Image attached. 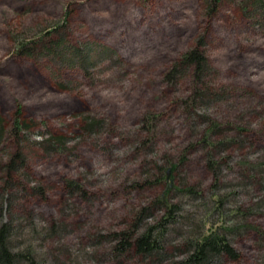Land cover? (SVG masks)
I'll use <instances>...</instances> for the list:
<instances>
[{"label":"rangeland","instance_id":"obj_1","mask_svg":"<svg viewBox=\"0 0 264 264\" xmlns=\"http://www.w3.org/2000/svg\"><path fill=\"white\" fill-rule=\"evenodd\" d=\"M204 4L0 0V116L9 137L18 118L28 126L27 133L12 135L0 147V187L3 165L22 150L31 196L23 202L14 192L12 202L23 204L39 226L58 222L67 227L64 238L47 243L60 258L76 257L78 264H151L134 255L116 257L111 243L94 244L101 236L131 228L144 207L150 206L155 218L144 219L143 227L162 217L154 208L170 163L177 166L178 186H193L203 194L190 203L172 194L198 220L213 209L216 188L230 194L227 210L255 208L247 222L264 232L263 177L252 179L244 166L264 160V29L242 18L234 6L210 18ZM65 15L64 39L88 45L91 55L99 56L97 62L89 61L84 70L76 64L61 66L46 54L17 56L19 42L50 34ZM202 37L216 69L209 87L225 99L210 103L205 98L200 108H187L193 82L169 84L166 74ZM88 120L98 125L85 131ZM214 121L221 128L211 140L234 137L232 147L222 151L203 142ZM49 135L65 143H41ZM211 158L220 163L215 171ZM66 180L82 183L88 197H70ZM232 241L240 257L220 264H264V237L243 230Z\"/></svg>","mask_w":264,"mask_h":264},{"label":"trees","instance_id":"obj_2","mask_svg":"<svg viewBox=\"0 0 264 264\" xmlns=\"http://www.w3.org/2000/svg\"><path fill=\"white\" fill-rule=\"evenodd\" d=\"M225 6H234V11L242 18L264 29V0H205L204 4L210 18L216 17ZM65 17L50 34L41 35L36 40L19 42L16 49L17 56L31 58L36 54L41 56L46 54L61 63V66L66 65L71 68L76 64L84 70L90 67L91 64L87 65L89 61L97 62L99 56H92V49L88 45L78 47L69 43L68 39H64L63 33L69 27L67 15ZM204 47H206V38L202 37L198 44L179 58L166 74V82L169 84H179L188 78L193 82V95L185 100L187 108H200L199 105H204L205 98H208L210 103H219L225 99L224 93L209 87L212 84L210 77L216 69L211 64ZM144 122L147 123V120ZM4 123L0 116V147H4L5 141H8L12 135L17 138L19 134L28 132V126L18 118L9 137ZM90 123L91 120H88L84 127L85 131H90L92 127L98 125V123ZM219 128L221 125L214 121L206 131L203 142L209 148H219L224 151L232 147L237 139L232 137L218 143L213 142L211 136L215 135ZM239 130L237 131L243 134V130ZM52 141L55 142V146H63L65 143L62 138L59 140L53 135H49L41 143ZM22 142L18 140L19 144ZM23 156H25L23 151L17 150L3 165L4 183L0 187V264H78L76 257L69 256L62 259L60 254L48 249L47 246L48 242L67 235L69 230L66 226L58 222H53L50 226H39L31 215L25 213L23 204H13L14 192L20 193L23 202L28 201V197L31 196L30 188L25 185V179L29 176L26 172L27 158ZM210 161V168L213 170L220 164L212 158ZM244 166L249 177L255 179L257 175H261L264 183V160L247 162ZM176 170L177 166L170 163L160 180L164 190L156 200L154 209L161 211L162 217L143 227L144 219L155 218L150 210L151 207H144L131 228L110 236H101L94 245L111 243L110 253L116 257L134 255L151 264H220L224 261H236L240 257V252L232 241L234 235L239 236L245 230L264 237L260 227L247 222L255 208L242 210L241 207L236 206L232 210H227L225 207L229 202L230 194H219L216 188L212 196L213 209L200 220L190 212L187 205L175 203L173 193L187 197L188 203L202 200L203 197L202 192L193 186L186 188L178 186ZM217 186L216 184L215 187ZM84 187L78 181L64 182V188L70 197L80 195L86 199L88 193ZM260 206L264 208V198L260 201ZM14 207H17L18 213L13 214ZM83 263L82 261L80 264Z\"/></svg>","mask_w":264,"mask_h":264}]
</instances>
